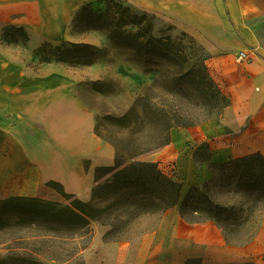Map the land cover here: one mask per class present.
<instances>
[{"label":"crops","instance_id":"crops-1","mask_svg":"<svg viewBox=\"0 0 264 264\" xmlns=\"http://www.w3.org/2000/svg\"><path fill=\"white\" fill-rule=\"evenodd\" d=\"M92 0H0V199L45 198L58 183L77 199H91L96 168L114 164V148L95 132L94 112L78 96V80L66 67L45 65L30 73L15 58L18 44L2 41L4 29L21 28L27 57L43 41L97 44L94 34L72 33V21ZM169 23L207 54L210 77L227 98L218 116L170 133L164 148L180 157L187 184L212 175L184 145L208 146L209 160L224 163L252 154L264 158V57H254L250 21L264 17V0H115ZM247 60L240 61L239 52ZM183 150V151H182ZM183 153H180V152ZM185 156V157H184ZM178 160V159H177ZM187 186V185H186ZM214 220L188 223L179 205L164 211L154 232L105 244L96 264H264V221L244 247L226 238Z\"/></svg>","mask_w":264,"mask_h":264},{"label":"rangeland","instance_id":"rangeland-1","mask_svg":"<svg viewBox=\"0 0 264 264\" xmlns=\"http://www.w3.org/2000/svg\"><path fill=\"white\" fill-rule=\"evenodd\" d=\"M118 5L113 0H92L80 9L72 21V33L94 34L92 40L101 43L100 45L88 44L97 50L93 57L95 62L89 66H70L53 60L42 61L44 56L50 55L52 47L63 46L64 43L43 41L27 57L24 55L23 49L26 47L28 37L16 29H4L2 41L6 44H18L19 50L14 52L15 58L22 62L30 73H39L45 65L62 66L66 67L68 71L74 72V76L79 82L78 96L94 112L95 128L97 127L99 134L108 137L114 136L118 132L120 138H124L125 135L122 132L109 125L106 117H120L130 109L152 83L154 73L149 71L154 66L148 62L149 58L147 57H133L131 53L129 54L128 50L132 43L123 34H135L138 29H144L148 35L143 39V43L148 36L159 37L176 48H184L185 54L190 53L191 58H187L186 64H190L196 58L192 55L194 46L185 33L173 25L149 15L139 25H126L124 22L128 20L127 15L135 13L139 16L142 12L133 11L121 3ZM250 25L258 40L254 57L257 58L258 55L264 57V17L252 19ZM41 48L43 51L38 53ZM51 57L54 58V56ZM154 61L166 68L167 75L174 73L173 66L177 64L176 60L165 58ZM96 88H99L103 93L96 91ZM155 92L162 98L171 97L165 89L160 87ZM167 108L165 107V109ZM173 131L174 129H171L170 133ZM104 141L109 143L107 140ZM110 145L112 146V144ZM184 146L188 148L194 161L201 164L206 163L212 176L213 173L217 175L220 173L218 168H214L212 172L209 167L211 163L208 146H194L187 143ZM165 147L138 156L134 161L156 163L164 175L180 183V203L190 186L203 183L187 184L182 162H180L183 154L173 158L170 152L163 151ZM182 151L180 153H183ZM100 177V182L109 178L108 175ZM95 178L94 174L95 182L91 199L88 202L99 209L113 203L118 205L110 209L109 212L101 214L99 218L91 221L87 227L82 229L59 228L25 216L18 211L8 209L4 211L1 208L0 219L7 226L0 232V257L26 255L32 257L37 264H96L101 257L105 256V244H122L142 232H154L157 229L164 209L158 208L154 212L136 217L137 212L133 208L132 215L127 217L119 204L127 198L128 194L119 192L106 199L94 198L93 189L97 184ZM50 190L49 195L41 199L63 205L71 203V200L62 197L57 188L55 190L50 188ZM211 194L213 200L224 208V212L220 216L221 224L226 225L227 229L232 228L231 231H229L230 229L228 232H226L227 229L223 231L226 238L244 247L250 245L253 234L264 221V198H257L256 194L237 190L234 182L212 188ZM225 216L227 219H224ZM197 218L204 221L208 217L203 213L197 215ZM108 224L119 226V230L114 234L105 235L110 229ZM124 237L125 240H121ZM116 238H119L120 241L115 242ZM243 264H253L248 254L244 256Z\"/></svg>","mask_w":264,"mask_h":264},{"label":"trees","instance_id":"trees-1","mask_svg":"<svg viewBox=\"0 0 264 264\" xmlns=\"http://www.w3.org/2000/svg\"><path fill=\"white\" fill-rule=\"evenodd\" d=\"M116 5L119 6L117 1ZM146 17L145 13L139 16L135 13L130 14L127 15L128 20H125L124 24L139 25ZM7 29H16L24 33L21 28ZM24 35L26 36L25 33ZM146 35L148 34L144 29H138L135 34H123L132 43L128 50L129 54L131 53L133 57L149 58L148 62L154 66L149 72H153L154 76L146 92L138 97L126 113L120 117H106L109 125L122 132L124 138H120L118 132L114 136H104V138L99 134L97 127L95 128L97 136L112 144L115 156L111 167L96 168L97 184L93 189V196L106 199L119 192L128 194L119 204L127 217L132 215L133 208L137 212L136 217H140L158 208L166 210L178 204L180 217L184 221L200 223L202 220L198 219L197 215L204 213L207 219H213L225 231L227 226H223L220 222L224 208L213 200L212 188L234 182L237 190L256 194L257 198H264V158L259 154H252L224 163L210 162L209 167L212 172L214 168H218L220 173L218 175L213 173L211 179L201 185L190 186L180 203V183L164 175L156 163L134 161L138 156L167 146L170 143L171 129H187L200 125L213 119L228 105L227 98L209 75L206 66L207 54L192 38L188 36L194 46L192 55L196 60L186 64L187 58H191V55L185 54L184 48H176L163 39L153 36H148L143 43ZM63 43V46L50 47L52 52L44 56L42 61L53 60L70 66L94 64L93 57L97 53L94 47L88 44ZM41 51L42 48L38 53ZM165 58L177 62L173 66L174 73L171 75H167L166 68L154 61ZM159 87L165 89L171 97H159L155 92ZM95 90L103 93L99 88ZM200 145L207 146L205 143ZM99 174L108 175L109 178L100 182ZM46 186L54 190L57 188L62 197L71 200V203L63 205L38 197H14L1 200L0 211L1 208L4 211L7 209L18 211L25 216L63 229H82L101 214L109 212L118 205L113 203L99 209L90 202H83L65 193L58 183L49 181ZM224 219L227 217L225 216ZM6 226L7 224L0 219V232ZM108 227L110 229L105 235L114 234L119 230V226L113 224H108ZM228 230L231 231L232 228H228L226 232ZM115 240V242L120 241L119 238ZM121 240H125V237ZM0 264H37V262L26 255H10L6 258L0 257ZM185 264H201V262L198 259H188Z\"/></svg>","mask_w":264,"mask_h":264},{"label":"built area","instance_id":"built-area-1","mask_svg":"<svg viewBox=\"0 0 264 264\" xmlns=\"http://www.w3.org/2000/svg\"><path fill=\"white\" fill-rule=\"evenodd\" d=\"M237 58H238V60H240V61H243V60H247V59H248L246 53L243 52V51H241V52L238 53Z\"/></svg>","mask_w":264,"mask_h":264}]
</instances>
